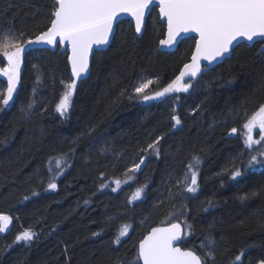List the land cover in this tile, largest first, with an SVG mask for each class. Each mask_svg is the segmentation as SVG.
<instances>
[{
	"label": "trees",
	"instance_id": "16d2710c",
	"mask_svg": "<svg viewBox=\"0 0 264 264\" xmlns=\"http://www.w3.org/2000/svg\"><path fill=\"white\" fill-rule=\"evenodd\" d=\"M52 9L53 0H0V30L23 32L14 41L22 43L49 26ZM164 32L156 7L142 35L120 21L109 46L93 54L66 115L56 105L73 80L67 52L22 53L13 101L5 107L0 95V213L11 217L0 233V264H136L138 242L150 228L172 222L184 228L185 220L192 230L184 228L180 246L202 258L213 250L207 264H233L242 249H248L242 264L264 260V166L247 167L264 145L247 148L240 133L264 104L261 43L238 44L230 58L188 81L194 85L188 92L139 101V83L152 80L145 91L161 90L192 52L194 37L174 51L159 50ZM6 87L0 74V89ZM173 115L181 121L175 127ZM157 137L158 155L148 149ZM63 153L67 161L57 172L55 158ZM194 156L198 188L190 193L183 181ZM141 159L133 180L117 186ZM237 169L242 176L231 179ZM50 178L56 189L48 188ZM141 185V197L129 202ZM126 225L127 236L114 243ZM29 228L33 241L15 242ZM209 240L211 248L199 247Z\"/></svg>",
	"mask_w": 264,
	"mask_h": 264
},
{
	"label": "snow or ice",
	"instance_id": "6c2138e0",
	"mask_svg": "<svg viewBox=\"0 0 264 264\" xmlns=\"http://www.w3.org/2000/svg\"><path fill=\"white\" fill-rule=\"evenodd\" d=\"M159 6L160 16L167 21V38L160 40L159 43L164 47H171L182 33L194 31L199 34L196 41L195 52L191 56V63H185L175 77L161 90L152 94H146V89L154 83L152 80L139 83L135 88V94L143 101L156 100L168 94L176 92H188L194 88L192 83H184L187 78L191 81L198 73H201V60L209 64L222 58L234 47L233 41L244 38L264 44V0H156ZM153 0H53L52 19L46 31L36 35L34 39L20 42L19 38L24 36L23 32H15L12 29L0 30V53L7 61V66L0 68V74L7 78L6 95L2 97V105L8 106L14 99V92L19 81L22 53L26 50L25 45L32 44H57L67 41L71 45L72 55L69 57L72 65V75L74 79L65 85V91L57 104V111L62 115L67 114L72 95L77 87V79L82 78V74L89 71V53L93 46L107 44L110 34L113 33V23L120 14H129L135 19V31L142 35V26L145 24V13ZM132 98L131 96L129 97ZM32 108V104L25 106L24 111ZM175 123L173 127L181 123L178 116L171 117ZM258 127L262 133L259 140H254L252 132ZM246 130L244 133V144L247 148H252L255 144L264 145V104H261L253 114L247 118L243 125ZM233 133L237 129L231 130ZM161 137H157L148 145L157 155V147ZM75 143V141H74ZM74 151V149L72 150ZM67 153L56 157L57 172L63 171V166L67 161ZM52 158H50V161ZM195 164L190 163L188 172L185 173L183 183L186 190L190 193L197 191V173L193 170L199 164V158L193 157ZM144 160L140 164H134L125 180H116L117 186L133 180L136 170L140 169ZM256 164L264 166V151L252 155L247 162V167L251 168ZM49 171H53L49 167ZM224 171H228L226 168ZM242 171L237 169L231 173V179L242 176ZM48 183L49 189H56L57 184ZM190 180V183H187ZM181 183V181H177ZM101 187H104L102 184ZM145 185H141L130 197L129 202L141 197ZM115 190V189H114ZM252 192L241 199H250L256 196ZM27 199V197H25ZM88 203L87 200L84 201ZM209 206L212 202L208 201ZM183 214V213H181ZM172 216V213H169ZM11 222V217L0 213V232H4ZM129 226H123L117 235L114 243L119 244L121 238L127 236ZM184 228L192 230V225L186 220ZM182 228L180 223H169L166 227L152 228L151 232L145 236L138 245L136 264L142 260L143 264H207L208 259H214V251H206L204 257L194 250H183L175 246V242L182 239ZM93 235H98L94 233ZM36 237V233L31 229H25L18 234L15 242L30 243ZM214 244L209 240L208 244H201L199 247L204 249L211 248ZM248 249H242L234 257L233 264H242L243 257ZM259 264H264L260 260Z\"/></svg>",
	"mask_w": 264,
	"mask_h": 264
},
{
	"label": "water",
	"instance_id": "95a60500",
	"mask_svg": "<svg viewBox=\"0 0 264 264\" xmlns=\"http://www.w3.org/2000/svg\"><path fill=\"white\" fill-rule=\"evenodd\" d=\"M154 7H156V10H157V13H158V16H159L160 23L165 26L164 36H163L162 39H160V40H163V39H166L167 38V21H166V18L160 16V14H159V6H158L156 0H153V4H151L149 6L150 12H151V10ZM150 12H149V10H146V13H145V24H146V20H147V17H148V15H149ZM122 20H129L132 23V25L134 27V30H135V19L133 17H131L129 14H120L118 16L117 20H115L114 23H113V33L110 34L108 43L107 44H104V45H100V46H93V49H92V51H90L89 58H88L89 59V71L86 74H82V78L77 79V83L80 80H83V79H85V78H87L89 76V74L91 72V64H92L93 54L96 51L105 50L109 46V44L111 43L112 38L114 36L115 30H116V26ZM145 24L142 26V30L144 29ZM49 26H50V24H49ZM46 30H47V28L45 30H43V31H46ZM39 34H37V35H39ZM188 37H194L195 38V43H194L192 52H191V54L189 56L188 61L186 62V63H191V56L195 52L196 41L199 40V34L196 33V32H194V31H190L188 33H182L177 38V41L174 43V45L171 46V47L161 46L160 43L158 42V48H159V50H162V51H174L177 48L179 42L182 39H185V38H188ZM34 38H35V36L33 38H31V39H34ZM240 43H245L248 46H252L254 43H256V40L254 39V41H248V40H246L244 38H238L237 41H233L234 47H231L230 50H229V52L228 53H225L222 58H218L216 61L212 62L211 64H209L207 61L201 60V69H202V71H201V73H198L197 76L194 77V78H192L191 80H194L195 78H197L202 73H205L207 70H209V69L213 68L214 66H216L217 64L221 63L223 60L230 58L231 57L232 50L238 44H240ZM33 48H37V49L46 48V49H50V50H55L56 48H59L61 52H67V63H68V66H69L70 75H71V78L74 79V77L72 75V65H71V61L69 59V57H71V55H72V50H71V45L67 41L61 43V42H59V38H57V44H32V45H25V49L26 50L27 49H33ZM261 51H264V44H262V43H261V45L259 47L258 52H261ZM183 65L181 66V68L183 67ZM180 69H179V71H180ZM178 75H179V72H178ZM188 81L189 80L186 78L183 82H188ZM172 223H180V222H172ZM166 226H168V224L158 225V226H154L152 228H155V227H166ZM152 228L149 229V231L142 237V239L151 232ZM181 228H182V232H181L182 239L180 241L175 242V246H178V247H180L183 250H191V249L182 248L180 246V244H181V242L183 240V237H184V228H183L182 224H181ZM139 242H138V245H139ZM138 245H137V250H138ZM140 263L143 264L142 260L140 261ZM256 264H259V262H257Z\"/></svg>",
	"mask_w": 264,
	"mask_h": 264
},
{
	"label": "rangeland",
	"instance_id": "374dc122",
	"mask_svg": "<svg viewBox=\"0 0 264 264\" xmlns=\"http://www.w3.org/2000/svg\"><path fill=\"white\" fill-rule=\"evenodd\" d=\"M2 61H3V63L0 65V68H3V67H6L7 66V61H6V59L4 58V57H2ZM2 75V74H1ZM6 78V77H5ZM7 79V78H6ZM184 83H188V82H184ZM6 90H7V87H6V89H0V95L2 94V95H6ZM66 89L64 88V90L61 92V95H60V98H59V101H60V99H61V96H62V94L64 93V91H65ZM152 93H154V92H149V91H146V94H152ZM72 97H73V95H72ZM138 99H139V101H143L142 99H140L139 97H138ZM59 101H58V103H59ZM71 102H72V98H71ZM57 103V104H58ZM57 106V105H56ZM70 106H71V103H70ZM70 106H69V108H70ZM56 111H57V107H56ZM69 111V109L67 110V112ZM57 113H59L60 115H62L60 112H58L57 111ZM247 122V120L243 123V125L245 124ZM243 125H242V127H241V129H240V133L242 134V137L244 138V133H245V129L243 128ZM261 135H262V133L260 132V129L258 128V127H256V128H254V130H253V132H252V136H253V139L254 140H259V138L261 137ZM10 224H11V222H10ZM10 224L8 225V227H7V229L9 228V226H10ZM7 229L5 230V231H7ZM4 231V232H5ZM0 233H3V232H0Z\"/></svg>",
	"mask_w": 264,
	"mask_h": 264
}]
</instances>
